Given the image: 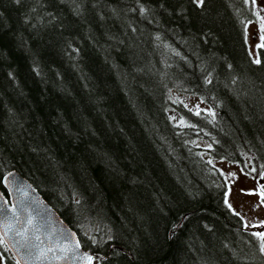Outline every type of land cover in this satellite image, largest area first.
Returning <instances> with one entry per match:
<instances>
[{
	"label": "trees",
	"instance_id": "trees-1",
	"mask_svg": "<svg viewBox=\"0 0 264 264\" xmlns=\"http://www.w3.org/2000/svg\"><path fill=\"white\" fill-rule=\"evenodd\" d=\"M254 18L251 0H0L2 191L28 179L95 264H264L208 159L264 170Z\"/></svg>",
	"mask_w": 264,
	"mask_h": 264
},
{
	"label": "water",
	"instance_id": "water-1",
	"mask_svg": "<svg viewBox=\"0 0 264 264\" xmlns=\"http://www.w3.org/2000/svg\"><path fill=\"white\" fill-rule=\"evenodd\" d=\"M0 239L17 264H93L103 259L82 247L76 232L15 170L1 179Z\"/></svg>",
	"mask_w": 264,
	"mask_h": 264
},
{
	"label": "rangeland",
	"instance_id": "rangeland-1",
	"mask_svg": "<svg viewBox=\"0 0 264 264\" xmlns=\"http://www.w3.org/2000/svg\"><path fill=\"white\" fill-rule=\"evenodd\" d=\"M251 3L255 18L246 22L245 38L248 51L256 60L258 47L264 38V0H251ZM177 98L192 111H211V107L199 97L177 94ZM172 116L177 123L183 122L178 115ZM198 143L207 145L206 142ZM208 159L226 180L228 206L241 215L246 228L253 230L254 233H264V170L255 167L250 158H245L242 165L211 157ZM5 257L6 253L0 246V264H5Z\"/></svg>",
	"mask_w": 264,
	"mask_h": 264
},
{
	"label": "flooded vegetation",
	"instance_id": "flooded-vegetation-1",
	"mask_svg": "<svg viewBox=\"0 0 264 264\" xmlns=\"http://www.w3.org/2000/svg\"><path fill=\"white\" fill-rule=\"evenodd\" d=\"M1 241V239H0ZM1 248L4 249L5 253H6V257H5V264H8V262H12V264H17L15 259L13 258L12 254L10 253V251L4 246L3 243H0Z\"/></svg>",
	"mask_w": 264,
	"mask_h": 264
},
{
	"label": "snow or ice",
	"instance_id": "snow-or-ice-1",
	"mask_svg": "<svg viewBox=\"0 0 264 264\" xmlns=\"http://www.w3.org/2000/svg\"><path fill=\"white\" fill-rule=\"evenodd\" d=\"M257 63H259V61H256ZM3 210L0 209V212H2ZM254 235H257L260 240L262 241V244H261V251L264 252V233H256Z\"/></svg>",
	"mask_w": 264,
	"mask_h": 264
}]
</instances>
